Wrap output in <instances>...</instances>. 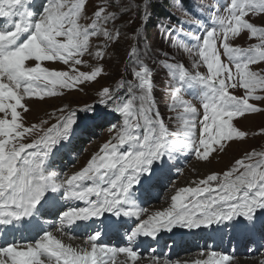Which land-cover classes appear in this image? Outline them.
Segmentation results:
<instances>
[{
  "label": "snow or ice",
  "instance_id": "snow-or-ice-1",
  "mask_svg": "<svg viewBox=\"0 0 264 264\" xmlns=\"http://www.w3.org/2000/svg\"><path fill=\"white\" fill-rule=\"evenodd\" d=\"M32 3L0 0V17L7 20L0 29V239L13 237L0 244V264H136L141 259L134 250L139 247V238L155 240L161 231L171 232L177 227L216 233L231 228L257 244L254 251L264 249V152L237 159L222 176L209 174L192 181L194 187L178 188L164 210L150 213L138 202L143 181L154 173L157 161L163 163L165 157L171 158L182 149H190L198 160L208 161L213 152L225 151L224 141L246 138L245 131L233 126L234 117L264 111L249 102L264 101V95L256 94L257 90L264 91V69H250V65L264 62V27L245 19L249 14H264V0H230L227 15L209 6L207 18L213 21L210 30L198 18L204 14V5L195 0H174L173 7L204 30L203 36L193 37V47L184 49L190 54L196 49L194 74L182 64H167L175 80L173 99L177 103L173 108L183 109L178 115L181 131L173 134L166 127L153 100L152 71L133 47L130 66L135 65V82L128 84L130 97H118L109 87L98 92L100 104L111 102L112 111L122 116L123 124L110 125V131L115 129L112 140L71 175L58 173L52 165L58 145L75 134L77 113L61 108L58 111L66 114L56 117V123L41 120L27 125L21 112L30 109L22 101L32 96L40 100L60 96L64 89L77 90L85 82L98 83L102 67L86 72L79 66L88 64L83 59L86 54L93 55L90 37L112 41L119 36L118 31L106 27L117 19L106 9H143L145 19H150L152 0H141L137 5L112 0L110 5L99 6L89 25L78 23L86 0H42L36 13L29 8ZM242 30L260 42L248 48L233 46L229 41ZM218 42L228 63L221 61ZM94 55L103 59L105 54L96 51ZM26 61L32 63L26 65ZM44 61L62 62L67 70L42 67ZM202 66H206L205 73L199 71ZM193 81L206 89L202 121H198L197 108L180 98L181 87ZM124 84L122 81L118 87ZM238 87L245 90L244 96L230 94V88ZM83 111L94 113L95 105ZM181 135L182 139L172 138ZM33 136L38 138L25 142ZM125 144L128 150L121 152L119 146ZM85 181H90V186ZM74 201L84 206H76ZM44 216H55L59 223L47 224L42 221ZM72 231L83 237L75 246L56 235L65 237ZM109 235L118 236L125 246H106L103 237ZM207 255L194 264H231L233 260L231 255L216 251ZM152 264H157L155 253Z\"/></svg>",
  "mask_w": 264,
  "mask_h": 264
},
{
  "label": "rangeland",
  "instance_id": "rangeland-1",
  "mask_svg": "<svg viewBox=\"0 0 264 264\" xmlns=\"http://www.w3.org/2000/svg\"><path fill=\"white\" fill-rule=\"evenodd\" d=\"M164 1L174 2L173 0H152V3L161 4ZM41 2L42 0H33V3L29 5L30 10L36 13ZM111 2L112 0H86L84 13L78 23L83 25L91 24L92 20L95 18L94 13L99 10V6L105 4L110 5ZM116 2L137 5L141 3V0H116ZM196 2L205 6L203 9L204 14L198 18L201 20L204 27L210 30L213 26V21L207 18V15L209 14V6H215L219 9V14L227 15L226 5L230 3V0H196ZM170 6H172V4ZM42 11L43 9L41 8L40 14H42ZM106 11L116 14L117 19L107 24L106 27L110 31H118L119 36L112 41H107L102 36L90 37L89 51L92 52L93 55L89 56L86 54L83 59L88 61V64L79 66L81 71L86 72L93 70L95 66L102 67L103 72L101 77H98L99 82H85L77 90L64 89L63 94L56 97H45L43 100H40L38 97L32 96L25 97V101H22L29 106V109H31L29 105L31 102L36 105L35 110L39 109L37 111L39 114L36 117H34L35 110H29L27 113L21 112L27 125L34 123L38 124L41 120H47L50 124L56 123V117L66 114L58 111V109L61 108H69L71 111L77 113L78 126L75 128V134L71 137L70 143L62 141L61 144L58 145L59 151L56 153V156H60L61 162H55L56 165L54 163L52 166L53 170L58 173L71 175L81 170L86 166L91 157L99 151L104 143L112 140V137L115 135V129L110 131V125L114 124L117 127H120L123 124L121 122L122 118L115 115L112 111V105L107 109L100 104L98 92L102 90V87H109L110 90L115 89L116 95H118L121 89H128V84L135 82L134 73L132 71V67L135 65L130 66L133 47L137 48L141 59L144 60V63L150 68V70L152 67L154 68L153 81L155 85H153V100L156 103V108L160 112L161 118L164 120L166 127L169 132L173 134L181 131L182 125L178 120V115L182 113L183 109L178 106L175 109L173 108V105L177 103L173 99L175 80L173 79L170 70L167 69V67H165V69L164 67H161L159 65L160 62L158 63V61L162 60V62H166V65L170 63L182 64L194 74L195 69H193V62L198 59L195 54L196 49L193 48L192 54L184 49L185 47H193V45H195L196 41L193 37L195 35L203 36V28L190 23V28L184 32V36H175L178 38L170 40L167 34L171 31L168 30L167 27L169 25H173V28L176 26L167 19L156 21V19L153 18L151 9L149 10L150 19H145L143 9L128 10L127 8L118 9L110 6ZM16 19L18 20L19 18L17 17ZM245 19L249 20V22L257 27H264V14L257 16L249 14ZM6 23V18L0 17V29H2ZM189 32H191L192 35H188L187 33ZM59 39L63 38L61 37ZM229 42L236 47L248 48L251 45L258 44L260 41L258 37H251L247 30H242L239 36L231 39ZM217 47L220 51L221 61L223 63H228V57L224 54L221 42L217 43ZM96 51L104 52L105 55L103 59H97L95 57L94 54ZM26 62V65L32 63L28 61ZM41 66L48 67L50 70H67V66L59 61H44L41 62ZM231 66L233 67V71H235L234 65ZM250 69L252 71L260 72L261 69H264V62L250 65ZM163 70H165V72ZM199 71L205 73L206 66L200 67ZM122 81L125 82L124 87H118ZM205 91L206 89L204 85L198 84L194 81L190 84L183 85L180 91V98L190 102L197 108L198 121L203 120L204 109L202 97ZM229 92L236 96L245 95V90L240 87L236 89L230 88ZM256 94L264 95V91L257 90ZM118 97L122 96L119 95ZM249 102L260 109H264V101L250 99ZM93 105H95L94 113H85L83 111L86 106ZM18 111L21 110L18 109ZM79 114H81V116ZM251 116L254 118L248 123L247 120L251 119L249 118ZM98 118H103L101 123L97 121ZM110 119L116 120L113 121L114 123L106 122ZM84 123L87 126L86 129L83 128ZM232 124L239 130L245 131L247 134L246 138L242 141L239 139L224 141L225 151L213 152L208 161L198 160L190 149H182L173 153L171 158L165 157L163 163L157 161L153 165L155 171L151 175V178H158L156 181V188L163 189L164 186H168V183L171 184L165 189L160 202L157 203L158 208L154 209L153 212L156 210H164L166 204L170 205L171 196L175 194V191L178 188L188 186L194 187L195 185L192 184L193 180L203 179L209 174L217 173L222 176L224 172L229 171L232 168L237 159H244L245 155L248 153L264 152V131H262L264 130V111L248 113L245 114L244 117H234L232 119ZM140 131L142 134L143 130L141 129ZM37 138V136L29 137L25 142H32V140ZM172 138L182 139L183 137L181 135L180 137L173 136ZM112 142L115 143L116 141ZM213 147L218 148L217 145H213ZM127 150L128 149L123 146L121 152ZM188 152H191V156ZM226 155L228 157L224 160L223 157ZM182 157L187 159V162L183 161ZM255 159H259V157H256ZM247 162L248 161H246V163ZM200 164L204 165L205 169L206 167L209 169V174H204V170L198 167ZM242 170L243 169H241V171ZM159 173H163L160 178ZM61 178H63V176ZM168 180L169 182L167 183ZM82 239L83 237H81L80 240L82 241ZM174 245L175 243H169L165 248L166 251ZM190 245L191 244L187 247V254H190L193 251ZM156 247L157 246L150 248V250L142 256L141 261L147 259V261L152 263L153 249ZM256 248H258V245L254 246L250 239L247 238L246 243L243 245V251H241V249L240 252L234 253L232 263H235L236 259H259L258 263L261 264V261L264 260V255H262L264 249L254 251ZM194 256V254H191L189 255V258L192 259ZM157 261L162 263L164 259L163 257H158ZM187 261H179L173 264H187L185 263Z\"/></svg>",
  "mask_w": 264,
  "mask_h": 264
},
{
  "label": "bare ground",
  "instance_id": "bare-ground-1",
  "mask_svg": "<svg viewBox=\"0 0 264 264\" xmlns=\"http://www.w3.org/2000/svg\"><path fill=\"white\" fill-rule=\"evenodd\" d=\"M28 62H30V61H28ZM29 105L31 107L30 110H35L36 105L33 102H31ZM39 105H43V104H39ZM38 110L39 109H36L34 111V117H36L39 114V112H37ZM249 118H251V119L247 120L248 123L250 120H253L254 117L251 116ZM227 157H228L227 155L224 156L223 157L224 160L227 159ZM55 165H56V163H55ZM61 167H60V169H61ZM198 167L200 169L204 170V174H206V175L209 174V172H210L209 169L207 167L205 169L204 165L200 164ZM169 184L170 183H168L167 185L169 186ZM155 187L156 186H152L151 189H154ZM162 196L163 195H162L161 189H158L154 193L153 198H151L149 195H146V193L143 191V195L141 197V200H139L138 202H141V206L148 208L149 212L151 213V212H153L154 209L158 208L157 203L160 202ZM168 205L169 204H166L165 208H167ZM54 218H55V220H54ZM144 218H146V217H144ZM42 221L46 222L47 224H54V221H55V224L59 223L58 218L56 219L55 216H44V217H42ZM199 230H201V231H198V233H196V234L189 232L187 229H183V228H179V227L174 228L171 232L161 231L158 234V236L155 238V240L153 238H139V240H138L139 247H135L134 250H136L138 255L142 258V256L149 251V247L152 246L151 243L156 242L158 245L156 255L163 254L164 255L163 259L165 258L167 262H179V261L184 262V261L188 260L185 263L189 264L191 262H195L198 259H200V260L207 259L208 258L207 254L211 251L220 252V254H227V253H229V251L233 247L234 248L233 251L239 252L241 249H243V244H244L246 237H247L246 235H244L242 232H239V231H234V233L232 234L231 232H229L227 230V228H224V230L222 232H219V233L213 232L211 229H203L202 228ZM178 231L180 232L179 234H177ZM173 233H176V235H174L172 241L179 242L180 246L179 247H177V246L170 247V250L165 253L164 252L165 246L168 244V242L170 240V239H167V236L169 234H173ZM56 235L58 236V238H61L63 240V242L72 243L73 246H75L76 243L81 242L80 238H77V237H82L80 233L75 232V231L69 232L68 236H65V237H60L59 234H56ZM114 236L115 235H109V236L103 237V243L108 247L125 246V244L120 239H117L116 243H114V241H115ZM69 237H72V239H69ZM207 237H208L207 242L205 244H203L202 240L207 238ZM11 239H13L12 236H8L5 239H0V244H5L7 242H10ZM191 242H196V247L193 251V254L195 256L192 259H190L189 256H185V253L187 252V245H189ZM181 244H184L183 248L181 247ZM202 253H203V255H202ZM121 255H123V254H121ZM165 259H164V261H165ZM261 260H262V258H261ZM189 261H191V262H189ZM258 261H259V259H257V260L256 259H252V260H245V259H238L237 260L236 259V262L235 263L231 262V264H259ZM163 262L159 263V261H157V264H163ZM144 263L148 264V263H150V261H147V259L144 261H141V259H139L136 262V264H144ZM150 264H152V263H150ZM191 264H194V263H191Z\"/></svg>",
  "mask_w": 264,
  "mask_h": 264
},
{
  "label": "trees",
  "instance_id": "trees-1",
  "mask_svg": "<svg viewBox=\"0 0 264 264\" xmlns=\"http://www.w3.org/2000/svg\"><path fill=\"white\" fill-rule=\"evenodd\" d=\"M171 4H172V2H167V1H164L161 4L152 3L151 13L153 14V16H155L159 20H161V19L166 20L167 18H169L168 14H166L167 13L166 9L170 8ZM173 19L174 18H172V20Z\"/></svg>",
  "mask_w": 264,
  "mask_h": 264
}]
</instances>
